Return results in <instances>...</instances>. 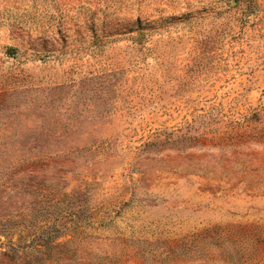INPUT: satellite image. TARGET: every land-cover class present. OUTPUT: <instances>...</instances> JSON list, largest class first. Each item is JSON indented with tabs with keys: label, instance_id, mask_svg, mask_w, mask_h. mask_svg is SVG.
I'll use <instances>...</instances> for the list:
<instances>
[{
	"label": "rangeland",
	"instance_id": "rangeland-1",
	"mask_svg": "<svg viewBox=\"0 0 264 264\" xmlns=\"http://www.w3.org/2000/svg\"><path fill=\"white\" fill-rule=\"evenodd\" d=\"M0 264H264V0H0Z\"/></svg>",
	"mask_w": 264,
	"mask_h": 264
},
{
	"label": "trees",
	"instance_id": "trees-1",
	"mask_svg": "<svg viewBox=\"0 0 264 264\" xmlns=\"http://www.w3.org/2000/svg\"><path fill=\"white\" fill-rule=\"evenodd\" d=\"M31 165H29V167H31V166H33V164L32 163H30ZM4 187H7V186H4ZM30 246V245H29Z\"/></svg>",
	"mask_w": 264,
	"mask_h": 264
}]
</instances>
